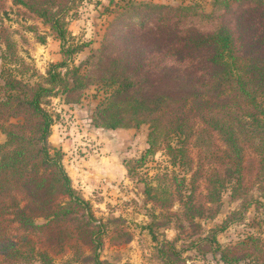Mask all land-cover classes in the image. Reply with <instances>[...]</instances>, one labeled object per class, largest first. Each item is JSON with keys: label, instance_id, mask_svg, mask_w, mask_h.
<instances>
[{"label": "trees", "instance_id": "trees-1", "mask_svg": "<svg viewBox=\"0 0 264 264\" xmlns=\"http://www.w3.org/2000/svg\"><path fill=\"white\" fill-rule=\"evenodd\" d=\"M11 1L66 41L64 15L75 0ZM143 13L157 16L145 24ZM133 16L136 23L121 32L115 23L85 63L111 89L96 109L95 127L146 124L145 156L162 151L171 164L188 169L194 166L193 154L203 156L211 169L214 165L215 192L234 179V195L247 191L257 165L264 168V0H213L210 12L199 5L141 3L117 19ZM61 66L54 65L46 84L12 78L0 85V130L6 136L0 144V264H111L99 252L106 225L97 224L89 202L72 186L64 153L48 140L54 118L46 99L59 83L64 93L84 86L80 75L69 86L55 71ZM198 180L195 175L192 183ZM148 187V195L157 191ZM198 198L192 192L184 207L197 210ZM251 240L252 245L239 242L222 249L220 259L261 264L264 249ZM68 250L73 257L57 263Z\"/></svg>", "mask_w": 264, "mask_h": 264}, {"label": "rangeland", "instance_id": "rangeland-1", "mask_svg": "<svg viewBox=\"0 0 264 264\" xmlns=\"http://www.w3.org/2000/svg\"><path fill=\"white\" fill-rule=\"evenodd\" d=\"M212 2L75 0L64 15L69 31L65 42L56 37L49 24L24 7L13 5L11 0L0 2V85L12 78L29 85L46 84L49 71L61 63L65 66L55 71L69 86L75 85L78 75L82 77V89L64 93L59 83L46 99L45 107L54 118L48 140L64 153L62 163L72 186L89 202L97 224L106 225L99 252L101 259L111 264H226L220 259L221 250L239 242L252 245L251 239H257L264 249L262 165H257L253 174L260 168L258 175H253L247 191L239 190L234 195V179L221 185L217 193L211 183L216 179L214 165L211 169L203 156L193 154L192 169L171 164L162 151L145 156L148 125L115 130L95 127L96 109L111 89L105 88L99 81L100 73L93 75L94 70L85 63L94 50L104 45L115 23L121 32L122 27L137 21L136 16L118 20L119 14L141 3L199 5L210 12ZM242 8H238L237 16ZM156 16L143 13L141 21L148 24ZM77 46H83L82 51L71 56L64 53ZM77 67L78 72L74 70ZM6 95L4 90L3 97ZM5 141L0 130V144ZM141 159L142 164L137 162ZM221 173L226 176L225 171ZM195 175L199 180L194 185ZM148 186L157 191L146 194ZM192 192L199 194L197 210L184 207ZM212 194H218L213 197L215 201H211ZM72 257L68 250L56 262ZM253 261L231 264H254Z\"/></svg>", "mask_w": 264, "mask_h": 264}]
</instances>
